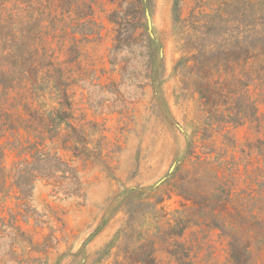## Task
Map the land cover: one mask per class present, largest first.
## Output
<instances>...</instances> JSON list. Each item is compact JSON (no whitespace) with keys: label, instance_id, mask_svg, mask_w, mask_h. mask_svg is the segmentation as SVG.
Listing matches in <instances>:
<instances>
[{"label":"rangeland","instance_id":"374dc122","mask_svg":"<svg viewBox=\"0 0 264 264\" xmlns=\"http://www.w3.org/2000/svg\"><path fill=\"white\" fill-rule=\"evenodd\" d=\"M115 11L128 13L125 43ZM263 17L264 0H53L42 22L53 65L29 77L50 132L8 130L3 166L34 163L32 145L67 163L78 190L35 172L22 196L8 179L0 264H233L239 215L264 219L252 49ZM8 112L30 119L22 106ZM245 235L244 264H264V235Z\"/></svg>","mask_w":264,"mask_h":264},{"label":"trees","instance_id":"16d2710c","mask_svg":"<svg viewBox=\"0 0 264 264\" xmlns=\"http://www.w3.org/2000/svg\"><path fill=\"white\" fill-rule=\"evenodd\" d=\"M66 1L69 5L72 3V0ZM52 2L53 0H46V2L42 0H0V30L6 44L0 53V193L3 192L8 179L11 178L13 183L19 188L22 196H26V188L37 177L34 174L35 172L41 176L54 179L59 185L67 181L75 186V192L78 190L74 181L76 174L67 163L54 155H49L48 152H39L32 145L26 148L34 151L32 155L34 163L17 162L8 172L5 171L3 166L5 148L1 139L5 137L8 130L23 128L27 132L39 131L40 135L50 132V124L47 117L42 115L40 110L33 107L29 101L33 97L32 90L34 88L29 77L32 72L38 71L39 68L42 69L44 66L53 65L50 61L52 55L48 54L47 45L42 35L44 28L42 22L46 19L53 21ZM23 3H25V6H22ZM114 13L112 20L118 25L116 41L119 44L125 43L127 41L124 21L128 13H123L122 11H115ZM119 13L125 17L119 16ZM136 17V13L132 15L133 19ZM253 29L257 39L256 45L252 49L258 51L256 55L259 61V70L261 71V78L264 80V21H259ZM248 40L249 37L243 40L244 45L242 47V50L247 52V55L249 54V43L253 42ZM72 46V50L76 53V44L74 43ZM75 58L76 55L74 56ZM57 71L61 74L59 68ZM157 76L154 75L152 77L155 84L158 82ZM62 84L65 86L63 88L65 104L67 108H70L71 102L66 92L67 83L63 82ZM16 106H22L30 116V119L24 121L20 117H15L13 113L8 112V110H12ZM66 113L65 111L64 115ZM61 118L63 119V117ZM239 218V228L229 233L231 238L230 257L233 264H244L246 251L249 246L248 244L246 245V226L248 228H256L259 235H264V219L251 223L246 218L240 217V215Z\"/></svg>","mask_w":264,"mask_h":264}]
</instances>
